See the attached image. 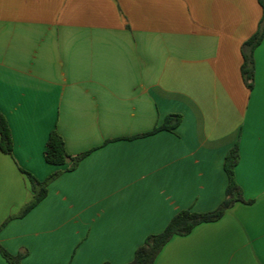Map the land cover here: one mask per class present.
I'll return each mask as SVG.
<instances>
[{
	"label": "crops",
	"instance_id": "crops-1",
	"mask_svg": "<svg viewBox=\"0 0 264 264\" xmlns=\"http://www.w3.org/2000/svg\"><path fill=\"white\" fill-rule=\"evenodd\" d=\"M258 0H0V227L33 190L22 170L62 175L0 245L23 264H128L148 236L224 201L227 154L245 202L174 237L155 264H264V41L252 90L242 46ZM181 114L174 131L140 137ZM56 130L74 171L46 162ZM0 264L8 262L0 254Z\"/></svg>",
	"mask_w": 264,
	"mask_h": 264
},
{
	"label": "trees",
	"instance_id": "trees-1",
	"mask_svg": "<svg viewBox=\"0 0 264 264\" xmlns=\"http://www.w3.org/2000/svg\"><path fill=\"white\" fill-rule=\"evenodd\" d=\"M262 7L263 15L257 32L249 38L242 46L243 64L241 67L242 78L249 90L254 87L255 81V50L264 41V0H258ZM184 117L181 114H170L164 123L158 125L153 131L140 137H147L162 131L174 132L183 122ZM0 150L8 155H13L14 142L12 132L6 117L0 112ZM89 154L83 153L78 156H71L66 148L64 138L56 131L50 133L46 150V162L54 166H64L68 160L72 161L68 171H74L81 161ZM240 161L239 147L236 145L226 156L224 168L228 175V186L226 196L220 206L210 212L197 213L190 209L182 210L176 214L170 221L165 230L159 234H153L147 237L144 245L139 247L133 260L128 264H155L158 256L165 246L176 236H187L199 225L219 221L226 212L234 207L238 202H245L241 186L236 179V168ZM28 177L32 190V199L22 208L18 216L10 217L6 223L15 218H23L36 208L49 193V186L62 175V171H57L45 181H40L32 174L22 170ZM6 223L0 227V232ZM0 254L8 264H23L26 254L14 255L0 245ZM104 264H111L106 262Z\"/></svg>",
	"mask_w": 264,
	"mask_h": 264
}]
</instances>
